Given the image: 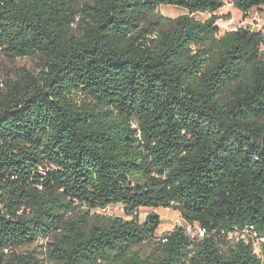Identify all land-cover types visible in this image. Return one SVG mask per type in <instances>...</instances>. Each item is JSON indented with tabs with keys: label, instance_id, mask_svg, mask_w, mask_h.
<instances>
[{
	"label": "trees",
	"instance_id": "trees-1",
	"mask_svg": "<svg viewBox=\"0 0 264 264\" xmlns=\"http://www.w3.org/2000/svg\"><path fill=\"white\" fill-rule=\"evenodd\" d=\"M264 0H0V52L40 59L0 90V264L53 239L49 264H264V33L220 35L225 3ZM188 14L152 21L160 6ZM195 14L212 15L199 21ZM163 25L167 28L163 29ZM179 212L148 258L139 226L98 210Z\"/></svg>",
	"mask_w": 264,
	"mask_h": 264
},
{
	"label": "rangeland",
	"instance_id": "rangeland-1",
	"mask_svg": "<svg viewBox=\"0 0 264 264\" xmlns=\"http://www.w3.org/2000/svg\"><path fill=\"white\" fill-rule=\"evenodd\" d=\"M188 14V12L177 6H160L156 11L155 15L151 18L155 21L159 18L174 19L182 15ZM217 15L218 22L217 26L220 31V35H224L228 31L246 29L251 32H262L264 33V8L254 9L248 14L241 13L233 5L228 2L225 6L219 10ZM212 15L210 14H195L193 17L199 21H206ZM163 29L167 26L163 25ZM43 62L40 59H9L0 52V90L6 89V86L11 81H15L19 76L23 75V70L30 71L33 74H38L42 70ZM102 216L108 218H121L125 221H134L139 226H143L149 215H157L160 219V227L157 230L155 241L151 243H144L143 245L135 249L136 252L141 254L142 258H148L155 250L156 244L161 241L165 235L171 233L177 227L185 228L188 224L183 220L181 214L173 209L165 208H143L136 212L135 216L129 217L121 206L110 207L106 210H98L96 212ZM196 237H202L200 230L197 226L192 228ZM198 233V235H197ZM244 238L250 240L254 244V250L257 255H261L262 246L264 242L256 238H252L250 235L242 236V234L235 232L231 233L225 238V241L234 245ZM54 244L53 239H40L37 243L22 248L18 251L19 254H32L35 255L42 264H49L48 250Z\"/></svg>",
	"mask_w": 264,
	"mask_h": 264
},
{
	"label": "built area",
	"instance_id": "built-area-1",
	"mask_svg": "<svg viewBox=\"0 0 264 264\" xmlns=\"http://www.w3.org/2000/svg\"><path fill=\"white\" fill-rule=\"evenodd\" d=\"M109 208H110V207H109ZM107 209H108V208H107ZM193 227H194V226L188 225V227H185V229H186V232H187V234H188L189 236L195 238L196 236L194 235V231L192 230ZM238 233L242 234V236L250 235L252 238L254 237V238H256V239L261 240V241L264 242V237H261V236H259V235L256 234V233L251 234V233H249L248 231H245V233H241V232H238ZM200 234H202L201 236H203V233H202L201 231H200ZM197 235H198V233H197ZM243 240L247 241L248 239L244 238Z\"/></svg>",
	"mask_w": 264,
	"mask_h": 264
}]
</instances>
